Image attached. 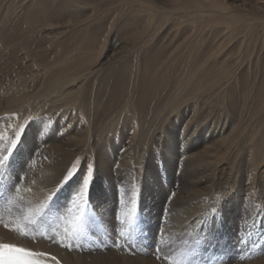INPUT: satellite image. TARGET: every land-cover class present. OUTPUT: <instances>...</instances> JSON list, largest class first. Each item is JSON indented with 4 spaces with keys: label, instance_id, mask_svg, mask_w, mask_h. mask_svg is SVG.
Segmentation results:
<instances>
[{
    "label": "bare ground",
    "instance_id": "obj_1",
    "mask_svg": "<svg viewBox=\"0 0 264 264\" xmlns=\"http://www.w3.org/2000/svg\"><path fill=\"white\" fill-rule=\"evenodd\" d=\"M2 9L0 108L16 115L6 130L17 135L38 112L9 172L20 195L58 191V215L74 219L95 162L92 200L110 239L116 194H106L117 176L130 188L144 178L152 233L210 230L225 245L246 210L256 232L264 228V0H0ZM215 206L220 214L203 223ZM256 239L250 248H261ZM125 253L76 255L73 264H161ZM250 264H264V252Z\"/></svg>",
    "mask_w": 264,
    "mask_h": 264
},
{
    "label": "rangeland",
    "instance_id": "obj_2",
    "mask_svg": "<svg viewBox=\"0 0 264 264\" xmlns=\"http://www.w3.org/2000/svg\"><path fill=\"white\" fill-rule=\"evenodd\" d=\"M101 5L106 6L105 4ZM97 8L99 12L104 9L101 6H97ZM3 11L4 9L0 11V20L3 18ZM34 109L32 108L23 117L19 132L14 135L12 131L6 130L7 117H15L16 115L13 113L8 115L2 111L4 110L3 107L0 108V157H6L3 163L0 164V231L2 229L5 233L12 235L11 237H6L0 233V245L21 249L23 252L43 253L40 256L25 257L26 264L29 261H39L40 264H66L60 257L63 252H67L71 256V262H69L73 264L74 256L76 255L89 258L92 255H98L97 253L99 252L105 253L107 249H115L122 256L127 255L125 253L126 250L132 257L151 255L161 264H250L252 261L257 260V257L263 255L264 228L260 230H263L262 233L259 231L263 235L258 231L256 232L257 224L249 222L251 218L247 212L248 210L244 212V219L246 220L243 221V217L238 216L237 220L239 221L230 232L238 236H233L229 233L225 239L227 242H225V245L221 242V238L217 239L216 236L218 235L211 234L210 230L200 231L201 233L199 231L196 233L191 232L189 233L190 235L177 233L175 236L164 231L162 233L156 231L152 233L151 228L143 223V217L145 216H143L142 210V195L145 188L143 177L135 182H130L132 186L130 188L127 187L123 178L117 176L113 188L107 189L109 191L106 194L108 197H113L116 194L114 197L116 198L115 201L112 202L111 200L109 203V205L111 204L109 209L112 213L111 219L118 225L112 230L114 233L111 234V236L116 237V240L110 239L108 235L110 233L104 223V218L92 200V198L96 197L97 192L95 184L97 183L98 175L95 162L90 167L92 169V179L88 181L87 192L84 193L83 199L77 194L78 200L74 201V205L71 207V211L76 216L74 219L64 218L69 227L63 226L64 223L62 221L64 220L58 215L55 205L58 191L53 193V196L48 200L46 198H44L45 200H39L29 192L20 195L22 189L19 187L21 189H19L20 193L19 190L16 191L11 186L13 179L14 184H16V175L13 177L9 176V172H13L10 168L16 165L15 159L25 150L23 146L25 145L23 144L25 133L38 118V112ZM54 155L56 156L57 153L55 152ZM87 157L88 154L86 153L77 159L70 172L63 179L60 190L63 191L64 189V192L66 190L68 192L70 185L76 179L78 171ZM36 162L40 164V161ZM117 165H119V162H117ZM158 168L160 170L163 169V165L160 162H158ZM177 176H180V172L177 173ZM86 180H88V177ZM22 181H24V177ZM167 206V204H164V208H167ZM205 212L206 217H204L203 223L220 214L217 206ZM32 220H35V223H29ZM47 224H54V226H48ZM210 224L208 225L210 226ZM251 233H255V238ZM248 234H250L251 238L248 237ZM234 238H237L236 241H233ZM256 238L262 241L260 243L261 246H259L261 248H257V243L250 248V241L254 239L257 242ZM11 239L14 240L12 241ZM242 239L246 245L241 241ZM152 240H154L155 244L152 243ZM258 249H261V251H258ZM8 254L20 255L21 253L9 252ZM0 264H2V261H0Z\"/></svg>",
    "mask_w": 264,
    "mask_h": 264
},
{
    "label": "snow or ice",
    "instance_id": "obj_3",
    "mask_svg": "<svg viewBox=\"0 0 264 264\" xmlns=\"http://www.w3.org/2000/svg\"><path fill=\"white\" fill-rule=\"evenodd\" d=\"M4 159L6 157H0V164L3 163ZM92 179V169H89L88 173V180L85 181L84 185V191L81 192L80 198L83 199L84 193L87 192L88 188V181ZM43 211V209H41ZM83 215V213H81ZM29 223H35V220L29 221ZM7 227V226H5ZM0 261H2V264H26L25 257L28 256H40L43 255V253H29V252H23L21 249H15V248H9L7 245H0ZM9 252H15V253H21L20 255H9ZM27 264H40L39 261H29Z\"/></svg>",
    "mask_w": 264,
    "mask_h": 264
}]
</instances>
